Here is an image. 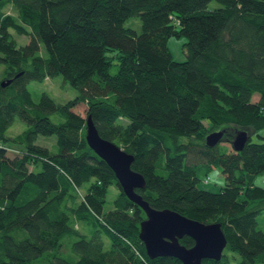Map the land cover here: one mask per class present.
Returning <instances> with one entry per match:
<instances>
[{
  "label": "trees",
  "instance_id": "16d2710c",
  "mask_svg": "<svg viewBox=\"0 0 264 264\" xmlns=\"http://www.w3.org/2000/svg\"><path fill=\"white\" fill-rule=\"evenodd\" d=\"M171 35L187 36L185 59ZM58 75L74 97H33L29 81ZM16 115L26 126L11 135ZM87 115L133 154L152 206L221 222L224 252L202 264H264V141L252 139L264 129V0H0V264H184L147 254L146 211L90 147ZM214 129L224 134L211 146ZM214 164L225 183L213 191L198 182Z\"/></svg>",
  "mask_w": 264,
  "mask_h": 264
},
{
  "label": "water",
  "instance_id": "95a60500",
  "mask_svg": "<svg viewBox=\"0 0 264 264\" xmlns=\"http://www.w3.org/2000/svg\"><path fill=\"white\" fill-rule=\"evenodd\" d=\"M86 127L85 137L90 147L114 169L122 190L146 211V217L140 221L139 233L147 254L151 257L163 254L177 256L184 264H202L206 257L217 259L222 256L228 240L221 222H204L173 208L152 206L136 190L146 186V179L139 170L132 168L133 154L116 141L103 137L91 115H87ZM223 134V129L211 130L206 136V143L211 146L216 144ZM247 139L248 131L239 130L232 141L234 149L241 150ZM185 234L193 237V245L180 242Z\"/></svg>",
  "mask_w": 264,
  "mask_h": 264
},
{
  "label": "rangeland",
  "instance_id": "374dc122",
  "mask_svg": "<svg viewBox=\"0 0 264 264\" xmlns=\"http://www.w3.org/2000/svg\"><path fill=\"white\" fill-rule=\"evenodd\" d=\"M137 19H133L131 17L126 21V25L132 26L136 28L137 30H141V20L139 17ZM133 20V21H132ZM11 31L15 34L18 43L22 44L25 41L29 39V35L24 33H17L14 28L11 29ZM187 36L184 35H171L169 40H168V46L172 52V55L174 59H179L183 60L186 57V53L184 51L183 44L186 41ZM28 87H30L33 97L37 98L39 94L42 91H46L49 93L51 96H53L57 101H66L76 94L77 90L70 84L65 83L63 81L62 75H58L55 77H47L44 80H31L28 82ZM259 94L256 92L254 93V97H257ZM77 112H79L82 115L86 114V103L84 101L78 102L77 104L74 105L73 107ZM26 123L24 120L20 119L18 115L14 118V122L8 127L7 131L9 134L14 135L17 134V132L21 131L23 128H25ZM42 134L39 135L38 139L39 142L44 143V144H50L51 142L54 141L55 135L51 134L48 136L49 138H46L47 136H41ZM252 139L258 140V141H264V129H259L257 132L252 134ZM223 142L227 143L230 148H232L231 143H229L226 140H223ZM14 147V146H13ZM18 148L14 147L12 152H17ZM11 152V151H10ZM206 176V175H205ZM225 183V175H223L221 166L214 164L213 169L209 171L207 177H204L203 180H200L198 182L200 187H205L210 190H218L221 188V185ZM256 183L264 185V175L260 174L257 176ZM117 186L114 184L110 185L109 188V193L107 195V200L105 203V209L112 207L113 206V198L117 194ZM258 220H259V225L258 227L264 228V212H261L258 214ZM108 243V239H106Z\"/></svg>",
  "mask_w": 264,
  "mask_h": 264
}]
</instances>
